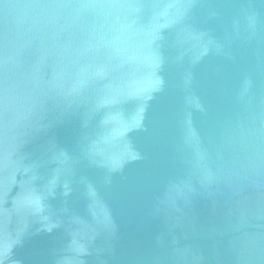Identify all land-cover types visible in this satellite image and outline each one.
<instances>
[{
	"label": "water",
	"instance_id": "95a60500",
	"mask_svg": "<svg viewBox=\"0 0 264 264\" xmlns=\"http://www.w3.org/2000/svg\"><path fill=\"white\" fill-rule=\"evenodd\" d=\"M0 264H264V0H0Z\"/></svg>",
	"mask_w": 264,
	"mask_h": 264
}]
</instances>
